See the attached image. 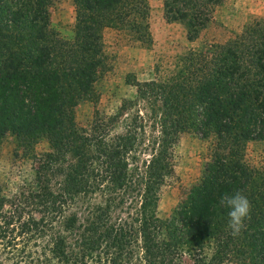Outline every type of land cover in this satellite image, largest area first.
<instances>
[{
	"label": "trees",
	"instance_id": "16d2710c",
	"mask_svg": "<svg viewBox=\"0 0 264 264\" xmlns=\"http://www.w3.org/2000/svg\"><path fill=\"white\" fill-rule=\"evenodd\" d=\"M56 1L0 0V139L27 142L41 134L50 148L35 158V187L12 197L0 190L5 246L20 241L22 259L30 263L264 264V169L244 159L249 143L264 141V17L251 19L223 44L177 57L164 79L136 82L138 97L153 103L160 128L143 174L129 167L137 129L107 139L118 115L96 123L89 135L77 127L75 110L91 99L106 64V29L152 47L148 1L72 0L70 39L51 26ZM225 1L164 0L163 18L183 24L191 42ZM187 133L211 140L210 154L200 179L161 219L160 191L174 177V147ZM69 153L75 161L62 169ZM95 191L103 194L101 203H87L84 217L71 211L80 195ZM237 191L252 211L246 228L233 236L219 200ZM40 239H47L41 248ZM30 242L40 250L26 251Z\"/></svg>",
	"mask_w": 264,
	"mask_h": 264
},
{
	"label": "rangeland",
	"instance_id": "374dc122",
	"mask_svg": "<svg viewBox=\"0 0 264 264\" xmlns=\"http://www.w3.org/2000/svg\"><path fill=\"white\" fill-rule=\"evenodd\" d=\"M150 7V31L153 45L149 49L135 43L123 31L107 30L104 33L106 64L94 85L90 100L80 102L75 110L76 124L79 129L90 135L96 123H107L115 119L110 126L106 138L115 139L124 134L129 127L136 130L138 142L129 167L132 171L144 174L152 153L157 148L156 139L160 134L157 126L153 103L148 98L137 95L136 82L164 79L174 69L176 58L188 51H206L211 45L223 44L241 32L243 27L255 18L264 17V0H226L213 15L208 27L203 30L194 42L186 40L185 30L180 24L167 23L163 18L164 0H147ZM51 25L54 31L64 39L73 36L75 13L72 0H58L50 8ZM122 106L126 109L121 111ZM211 140L204 141L193 133L180 137L174 147V177L167 180L161 188L158 205V216L166 219L171 211L184 197L185 192L195 184L201 176L204 162L208 160ZM87 152H93V145L86 146ZM50 152L46 138L35 135L29 140L20 141L8 135L0 139V190L5 197H12L22 187H35L34 177L36 157ZM244 159L252 167L264 169V141L249 143ZM60 165L67 169L75 161L71 153L64 157ZM61 173L52 177L56 186L61 181ZM71 208L73 213L86 215L87 203L97 205L102 202L103 194L95 191L88 195H80ZM127 210L124 208V211ZM123 217V215H122ZM65 234V233H64ZM68 234H65L67 236ZM75 239V238H71ZM67 239L73 245L72 240ZM47 239L36 240L40 248ZM35 242V241H34ZM33 243V242H32ZM30 242L27 250L32 248ZM6 247L0 236V264H45L28 262L22 259V243ZM76 251V250H75ZM49 264H59L54 260ZM85 264H107L91 261ZM224 264H237L229 261Z\"/></svg>",
	"mask_w": 264,
	"mask_h": 264
},
{
	"label": "clouds",
	"instance_id": "9594fccd",
	"mask_svg": "<svg viewBox=\"0 0 264 264\" xmlns=\"http://www.w3.org/2000/svg\"><path fill=\"white\" fill-rule=\"evenodd\" d=\"M220 206L228 209L227 228L233 236H239L246 228V221L250 219L252 205L248 197L240 191L234 194H222Z\"/></svg>",
	"mask_w": 264,
	"mask_h": 264
},
{
	"label": "crops",
	"instance_id": "0c3cea01",
	"mask_svg": "<svg viewBox=\"0 0 264 264\" xmlns=\"http://www.w3.org/2000/svg\"><path fill=\"white\" fill-rule=\"evenodd\" d=\"M50 16H51V14H50ZM170 24H180L182 27H183V29L185 30V35H186V29H185V27H184V25L183 24H181V23H170ZM52 26V25H51ZM107 30H113V29H106L105 31H107ZM105 31H104V33H105ZM104 33H103V42H104ZM153 37V36H152ZM186 40H187V35H186ZM195 40H197V39H195ZM194 40V41H195ZM188 41V40H187ZM194 41H191V42H194ZM188 42H190V41H188ZM190 42V43H191ZM153 45V44H152ZM146 49V48H145ZM104 50H105V46H104Z\"/></svg>",
	"mask_w": 264,
	"mask_h": 264
}]
</instances>
